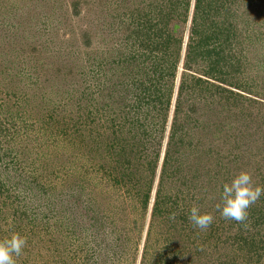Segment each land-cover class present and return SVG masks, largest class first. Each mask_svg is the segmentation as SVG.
Listing matches in <instances>:
<instances>
[{"label":"rangeland","instance_id":"obj_1","mask_svg":"<svg viewBox=\"0 0 264 264\" xmlns=\"http://www.w3.org/2000/svg\"><path fill=\"white\" fill-rule=\"evenodd\" d=\"M214 1L0 0V240L26 238L17 264H264V196L243 223L216 210L240 171L264 185V0Z\"/></svg>","mask_w":264,"mask_h":264},{"label":"clouds","instance_id":"obj_2","mask_svg":"<svg viewBox=\"0 0 264 264\" xmlns=\"http://www.w3.org/2000/svg\"><path fill=\"white\" fill-rule=\"evenodd\" d=\"M264 196V185L255 184L252 174L240 171L230 182L221 185L219 191V204L216 210L225 220L243 223L248 219L250 207ZM175 213L171 219H175ZM188 219L191 224L200 230H207L214 223L211 213H202L193 206L189 210ZM27 244L25 237L13 233L10 238L0 240V264H17V259L22 256Z\"/></svg>","mask_w":264,"mask_h":264},{"label":"trees","instance_id":"obj_3","mask_svg":"<svg viewBox=\"0 0 264 264\" xmlns=\"http://www.w3.org/2000/svg\"><path fill=\"white\" fill-rule=\"evenodd\" d=\"M210 2H211V0H209ZM218 1L219 0H216V1H214L215 2V4H218ZM213 2V1H212ZM201 4V0H197V4H196V8L198 9V6ZM208 12V11H207ZM208 40V39H207ZM205 41V40H204ZM204 44H206L205 42H204ZM175 62H176V60L174 61V63H173V65L175 66ZM183 87L181 86L180 88H179V96L181 95V93H182V89ZM170 91V90H169ZM168 91V92H169ZM168 96H170V94H168ZM167 102V101H166ZM178 106H180V104L179 103H177V108H178ZM176 108V111H178L179 109H177ZM163 124H164V122L160 125L161 127H163ZM177 126H173V128H172V132H171V135H170V139H169V144L171 145V146H173L176 150L178 149L177 147H178V145H177V143L178 142H176V141H174V139L177 137V135H176V133H177V128H176ZM251 135V134H250ZM158 141H159V139H158ZM174 141V142H173ZM171 142V143H170ZM173 142V143H172ZM167 157V156H166ZM157 159H158V153H157V151H156V153L154 154V156H153V158L149 161V166H150V175H149V178L150 179H153L154 178V175H155V170H156V165H157ZM168 160H167V158L166 159H164V161H163V163H162V166H161V169H162V171H161V173H160V176H159V181L161 180V182H163L164 181V179L166 180V179H168L170 176H174V174L172 173V172H170V170L169 171H167V169H166V167L168 166ZM160 182V183H161ZM149 193H150V189H149V186H148V189H146V193H145V195L143 196V199H144V201H143V205L145 206V205H147V202H148V199H149ZM156 208H157V203L155 204V207H154V210H156Z\"/></svg>","mask_w":264,"mask_h":264}]
</instances>
